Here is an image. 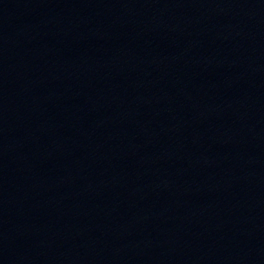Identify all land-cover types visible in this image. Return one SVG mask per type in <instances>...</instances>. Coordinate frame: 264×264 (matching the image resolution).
<instances>
[{
	"label": "water",
	"instance_id": "1",
	"mask_svg": "<svg viewBox=\"0 0 264 264\" xmlns=\"http://www.w3.org/2000/svg\"><path fill=\"white\" fill-rule=\"evenodd\" d=\"M0 264H264V0H0Z\"/></svg>",
	"mask_w": 264,
	"mask_h": 264
}]
</instances>
